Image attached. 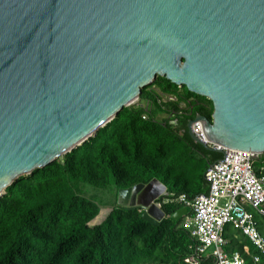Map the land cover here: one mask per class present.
<instances>
[{
  "label": "water",
  "instance_id": "95a60500",
  "mask_svg": "<svg viewBox=\"0 0 264 264\" xmlns=\"http://www.w3.org/2000/svg\"><path fill=\"white\" fill-rule=\"evenodd\" d=\"M164 76L212 101L208 140L264 153V0H0V198L20 176L72 151ZM157 178L119 189L144 209ZM187 209L173 215L179 219Z\"/></svg>",
  "mask_w": 264,
  "mask_h": 264
},
{
  "label": "trees",
  "instance_id": "16d2710c",
  "mask_svg": "<svg viewBox=\"0 0 264 264\" xmlns=\"http://www.w3.org/2000/svg\"><path fill=\"white\" fill-rule=\"evenodd\" d=\"M153 85L179 98L206 101L210 109L198 107L194 114L211 118L208 98L160 75ZM142 96L154 102L148 120L141 110L124 108L93 138L7 188L0 198V264H183L190 238L180 228L182 219L152 226L139 211L117 204L118 190L155 177L169 192L194 198L207 192V168L221 154L194 142L187 119L155 121L161 112L157 93L144 88ZM83 184L109 187L114 194L111 212L94 227L87 223L97 216L99 205L80 191ZM180 207L174 203L165 209L172 215ZM225 236L231 245L247 244L257 253L248 240L240 244L242 237L230 228ZM246 262L253 264L250 256Z\"/></svg>",
  "mask_w": 264,
  "mask_h": 264
},
{
  "label": "built area",
  "instance_id": "2783aa9c",
  "mask_svg": "<svg viewBox=\"0 0 264 264\" xmlns=\"http://www.w3.org/2000/svg\"><path fill=\"white\" fill-rule=\"evenodd\" d=\"M168 99L175 100L174 97ZM188 104L192 105L191 100ZM148 106L149 102H144L146 109ZM187 111V104H182L180 111H173L172 116L188 115ZM143 118L145 119L146 115ZM193 130L198 138L207 142L201 123L196 122ZM223 151L222 160L207 171V181L210 182L208 193L198 195L192 202L187 201L185 197L181 198V201L191 206L196 213L194 220L186 226L192 227L193 235L199 237L203 243L202 250L215 246L214 255H187L182 261L183 264H205L207 260H213V264H247L246 256H250L253 264H259L264 256L228 255L223 250L224 242L219 238L217 229L232 221L236 228H244L245 234L264 254V239L243 207L248 203L260 208L264 214V176L258 177L254 172L257 170L255 164L263 165L264 159H260L256 153L231 149ZM261 169H264V166Z\"/></svg>",
  "mask_w": 264,
  "mask_h": 264
},
{
  "label": "clouds",
  "instance_id": "9594fccd",
  "mask_svg": "<svg viewBox=\"0 0 264 264\" xmlns=\"http://www.w3.org/2000/svg\"><path fill=\"white\" fill-rule=\"evenodd\" d=\"M158 76V75H157ZM156 76V77H157ZM154 81V80H153ZM152 86L151 88H147L148 92H155L157 93V97H156V104L161 108V112L158 113V115H156L154 117V120L155 121H163V120H170V119H187V122L189 123V121L191 120H195L196 116L200 113H196L194 114V111L196 110V108L198 107H203L205 109H210V107H208V104L206 101H203V100H199L197 98H195L194 96H191V97H185V98H179V96L175 93H163L161 91H159L157 89V87L155 85H153V82H151L150 84L148 85H145L144 87L146 86ZM180 87L183 86V85H179ZM144 89V88H143ZM143 89H142V93L140 96H138L134 101L131 102V105L128 106V107H131V108H135V109H139L142 111V119L143 120H148L150 118V114H151V111L153 110L154 108V102L151 98L147 97V96H142L143 94ZM168 97H174L175 100H171V99H168ZM207 98V97H206ZM191 100V104L192 105H189L188 104V101ZM210 100V99H208ZM148 101L149 102V106L148 108L146 109L144 107V102ZM182 104H187L188 106V110H192L191 112L187 111V114L188 115H176V116H172V112L173 111H177L179 112L180 111V105ZM166 105H175L176 107L175 108H166L165 106ZM213 105V104H212ZM127 108V107H125ZM214 110V109H213ZM161 114H167L168 116L166 118H158V116H160ZM212 114H213V111H212ZM212 114H211V118L208 119V120H211L212 119ZM119 115V114H118ZM117 115V116H118ZM144 115H146V118L144 119ZM194 115V117H193ZM200 115H203V114H200ZM203 116H206V115H203ZM207 117V116H206ZM208 118V117H207ZM112 121V120H111ZM110 121V122H111ZM196 122H199L202 124L203 126V130L205 132V127H204V123L201 121V120H198ZM194 122L193 125H192V130H193V126L194 124L196 123ZM108 124V123H107ZM103 128V127H102ZM101 129V128H100ZM193 133H194V130H193ZM195 134V133H194ZM96 135V134H95ZM94 135V136H95ZM196 135V134H195ZM205 135L207 137V142L205 141H202L200 138V140L205 143L208 147H212V148H215V149H219L221 151H223V149H229V148H226L224 146H221V145H218V144H215L213 143L212 141L208 140V136L205 132ZM197 136V135H196ZM93 138V137H91ZM90 139V138H89ZM88 140V139H87ZM86 140V141H87ZM195 142V141H194ZM84 143V142H83ZM82 143V144H83ZM196 143V142H195ZM81 144V145H82ZM198 144V143H197ZM202 146V145H201ZM79 147V146H77ZM76 147V148H77ZM220 147V148H218ZM205 148V147H204ZM75 149V148H74ZM73 149V150H74ZM231 150H235V149H231ZM236 151H241V150H236ZM71 152V151H70ZM216 152V151H215ZM243 152H246V151H243ZM69 153V152H68ZM220 153V152H219ZM250 153H255V152H250ZM67 154V153H66ZM221 154V157L219 159H217L216 161H214L210 166H208L207 168V171L208 169H210L212 166H214L215 164L219 163L223 156H224V151L223 153H220ZM256 154H259L260 156V159H264V153H256ZM64 156V155H63ZM61 156V157H63ZM59 157V158H61ZM58 159V158H57ZM256 166V169L254 172L255 174L258 176V177H262L264 176V169H261L262 166H264V164L262 165V163H257L255 164ZM42 168V167H41ZM32 174V173H31ZM26 175H30V174H26ZM26 175H22V176H26ZM22 176H20L17 180H19ZM155 178V177H154ZM152 179V178H151ZM150 179V180H151ZM17 180H14V181H17ZM149 180V181H150ZM206 180H207V172H206ZM148 181V182H149ZM160 181V180H159ZM147 182V183H148ZM161 182V181H160ZM14 183V182H13ZM12 183V184H13ZM162 183V182H161ZM139 184V183H138ZM143 184H146V183H143ZM10 186V185H9ZM83 185L80 186V191H81V188ZM132 187V186H131ZM207 192H202L198 195H201V194H207L208 193V190H210V182L207 181ZM129 188V187H127ZM7 190V189H6ZM167 191H168V194L167 195H161L160 198L156 199L155 201H153V203L162 211L165 213V216H164V220L161 221V223L159 225H161L162 223H164L166 220H168L169 218H172L173 219V215H175L177 212L181 211L182 209H187L186 213L183 214L179 219H182L181 221V224H180V228L183 229L189 236L190 238V244H189V252L187 253V255H214V251H215V246H210L208 248H206L205 250H202L203 249V243L200 241L199 237L197 236H194L193 233H192V227H187L186 224L188 222H192L196 216V213L195 211L192 209L191 206H188L187 204L183 203L181 201V198L182 197H185L187 201L189 202H192L194 201L196 198H198V195H196V197L194 198H190L189 195L187 193H181L179 195H176L175 192H169L168 188H167ZM113 193V191H112ZM4 195V194H3ZM2 195V197H3ZM118 195H119V190H118V193H117V204L121 207H124L125 209H128V207H125L124 205L120 204L119 203V199H118ZM114 202V194H112V198H111V204H113ZM178 204L180 205V209L178 211H176L174 214H168L166 212V207L167 205H172V204ZM98 204V203H97ZM99 205V204H98ZM113 206V205H112ZM112 206L109 208V209H105V212L106 210H110L109 213L111 212L112 210ZM244 207V210L246 211V213L251 216V220L252 222L255 224V228L257 229V231L259 232L260 236L263 237L264 239V214L261 213L260 211V208H256L254 207L253 205L251 204H244L243 205ZM100 205H99V212H100ZM130 210V209H128ZM137 211H139L141 214L144 212V209L141 208V209H135ZM131 211H134V210H131ZM99 212L97 214V216L99 215ZM105 216V218L108 216V214ZM97 216L92 220L94 221ZM105 218L101 221L103 222L105 220ZM177 219V220H179ZM142 220L144 222H146L143 218ZM174 221H177L175 219H173ZM90 221L89 223H87V225L89 227H91L89 224L92 222ZM101 222L99 224H101ZM148 223V222H146ZM97 224V225H99ZM150 224V223H148ZM95 225V226H97ZM152 225V224H150ZM157 225V226H159ZM152 226H156V225H152ZM94 227V226H93ZM230 228L234 233L238 234L239 236L242 237V241L240 244H242V242L248 240L255 248V251L257 253H251L250 251V247L245 244L242 248L238 245H231L229 243V240L227 239V237L225 236V233L227 231V229ZM217 234L219 236V238L224 242V246H223V250H225V252L228 254V255H264L262 253L261 250H259V248L254 244V242L252 241V239L247 235L245 234L244 232V228H236L234 223L232 221L230 222H227L225 223L224 225H222L220 228L217 229Z\"/></svg>",
  "mask_w": 264,
  "mask_h": 264
},
{
  "label": "rangeland",
  "instance_id": "374dc122",
  "mask_svg": "<svg viewBox=\"0 0 264 264\" xmlns=\"http://www.w3.org/2000/svg\"><path fill=\"white\" fill-rule=\"evenodd\" d=\"M152 86H146L144 88H151ZM201 101V100H200ZM213 107H211L212 109ZM168 115L167 114H161L160 116H158V118H166ZM83 188H81V192L85 195L86 198L91 199L93 201H95L96 203H98L100 205V212L99 215L97 216V218L92 221L89 225L91 227L99 224L107 215V213H109L110 210H106L105 209H109L112 204H111V198H112V190L111 188H96L94 186H91L89 184H83L82 186Z\"/></svg>",
  "mask_w": 264,
  "mask_h": 264
}]
</instances>
